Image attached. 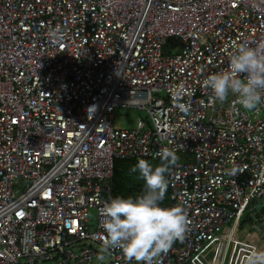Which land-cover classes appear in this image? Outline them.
I'll return each mask as SVG.
<instances>
[{
	"label": "built area",
	"instance_id": "2783aa9c",
	"mask_svg": "<svg viewBox=\"0 0 264 264\" xmlns=\"http://www.w3.org/2000/svg\"><path fill=\"white\" fill-rule=\"evenodd\" d=\"M241 43H264V0H0V264H135L97 260L103 204L115 160L163 148L190 157L168 170L188 226L153 264H207L225 229L220 264L256 249L234 234L264 200V97L249 110L202 85ZM116 109L147 121L115 129Z\"/></svg>",
	"mask_w": 264,
	"mask_h": 264
},
{
	"label": "clouds",
	"instance_id": "9594fccd",
	"mask_svg": "<svg viewBox=\"0 0 264 264\" xmlns=\"http://www.w3.org/2000/svg\"><path fill=\"white\" fill-rule=\"evenodd\" d=\"M60 37L58 30H50ZM202 85L211 91V98L224 102L234 96L244 109H254L264 97V43L249 46L241 43L228 54L226 68L207 75ZM177 98L183 92V83L176 86ZM185 109V105H179ZM96 105L86 109L95 114ZM93 117V116H92ZM195 127V125H193ZM179 156L170 148L160 152V162L153 164L140 158L129 171L144 182V191L136 196L117 195L103 204L102 249L97 260L104 262L111 247L119 248L123 257L135 264H153L158 255L167 252L177 240H182L188 226L186 202L162 206L168 187L165 173L176 165ZM245 264H264V250L253 249Z\"/></svg>",
	"mask_w": 264,
	"mask_h": 264
},
{
	"label": "rangeland",
	"instance_id": "374dc122",
	"mask_svg": "<svg viewBox=\"0 0 264 264\" xmlns=\"http://www.w3.org/2000/svg\"><path fill=\"white\" fill-rule=\"evenodd\" d=\"M138 119H142L147 121V116L144 111H138V110H120L116 109L113 113V126L115 129H127L134 127L135 124L137 123ZM179 156L178 161H184V160H189L190 157L185 154H177ZM260 205L264 204V200L259 201ZM249 217H253L251 222L245 223L240 228H237V231L234 234V240L241 241V239L247 238L248 240L251 239L252 241L256 240L257 247L256 250H264V229L258 228V219L255 218V215H253L252 212L248 213ZM248 222V221H247ZM259 225L262 227L264 226V222H260ZM227 232V231H226ZM225 232V233H226ZM224 233V234H225ZM229 240V237H224L220 238L219 244H211L208 246V249L202 252V256L204 257L205 261L207 264H220V259L223 255V249L226 247L227 241ZM233 245V244H232ZM232 245L229 248L227 260L225 264L227 263H236V264H245L246 260V254L245 252L249 249H252L253 246L249 247H243L241 251H238L235 246L233 247L232 250ZM223 247V249L221 248ZM238 252V256H236ZM220 255V256H219ZM219 256V259H218ZM231 256H235L236 260L231 259ZM243 260V261H240ZM229 261V262H228ZM196 264H205L202 263L200 260L195 262ZM188 264H193V263H188Z\"/></svg>",
	"mask_w": 264,
	"mask_h": 264
},
{
	"label": "trees",
	"instance_id": "16d2710c",
	"mask_svg": "<svg viewBox=\"0 0 264 264\" xmlns=\"http://www.w3.org/2000/svg\"><path fill=\"white\" fill-rule=\"evenodd\" d=\"M178 154V153H177ZM181 154V153H180ZM138 159H117L114 161L113 167V178H112V196H136L144 191V182L136 178L135 173L129 171L130 166L135 164ZM153 164H158L160 158L158 159H146ZM168 180V172L165 173ZM163 206H167L169 203V190L165 193V198L161 202ZM259 201H253L249 208L245 211L242 219L238 223V228L245 225V223L251 222L248 213L252 212L255 218L258 219V228L264 229V226H260V222H264V204H259ZM248 221V222H247Z\"/></svg>",
	"mask_w": 264,
	"mask_h": 264
},
{
	"label": "crops",
	"instance_id": "0c3cea01",
	"mask_svg": "<svg viewBox=\"0 0 264 264\" xmlns=\"http://www.w3.org/2000/svg\"><path fill=\"white\" fill-rule=\"evenodd\" d=\"M224 235H225V234H223V236H224ZM223 236H222V237H223ZM241 240H242V241H248L247 238H245V239H241ZM249 240H251V239H249ZM258 243H259V242H258ZM207 249H208V247H207ZM207 249H206V250H207ZM231 259L234 260V262H235L236 257H235V256H231ZM230 264H233V263H230ZM234 264H236V263H234Z\"/></svg>",
	"mask_w": 264,
	"mask_h": 264
},
{
	"label": "bare ground",
	"instance_id": "6f19581e",
	"mask_svg": "<svg viewBox=\"0 0 264 264\" xmlns=\"http://www.w3.org/2000/svg\"><path fill=\"white\" fill-rule=\"evenodd\" d=\"M226 231H227V232H226ZM225 232H226V233H225ZM224 233H225L226 237H229V238H230V230H229V229H225L224 232H223V234H224ZM225 235H224V236H225ZM222 236H223V235H222ZM222 236H221V237H222ZM224 236H223V237H224Z\"/></svg>",
	"mask_w": 264,
	"mask_h": 264
}]
</instances>
